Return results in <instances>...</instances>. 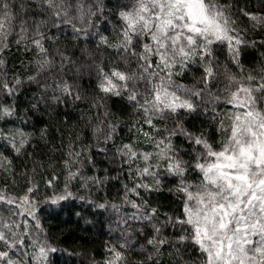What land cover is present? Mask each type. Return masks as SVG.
<instances>
[{
	"label": "trees",
	"instance_id": "trees-1",
	"mask_svg": "<svg viewBox=\"0 0 264 264\" xmlns=\"http://www.w3.org/2000/svg\"><path fill=\"white\" fill-rule=\"evenodd\" d=\"M8 2L14 20L7 37H0V82L15 90L12 95L0 90V231L22 243L9 248L0 241V251L8 252L13 264H109L115 259L110 250L122 254L119 264H203L197 245L180 242L186 226L173 223L184 215L180 188L195 191L203 183L195 168L203 149L183 133L221 149L236 111L226 103V89L236 87L229 78L243 83L249 75L264 77V0H215L246 43L239 45L236 60L226 43L210 45L215 79L207 89L199 61L174 75V85L183 86L181 95L194 110L151 114V126L150 113L140 107L151 99V84L139 59L143 44L151 41L133 35L130 50L124 48V16L138 9L139 0ZM116 71L135 78L119 81L112 75ZM106 78L120 95L102 90ZM132 89L139 103L128 99ZM193 89L204 90L196 96ZM259 107L264 109V102ZM177 125L180 134L169 136ZM165 137L174 159L184 163L182 176L158 155L156 142ZM124 145L137 156L123 155ZM145 167L151 175L143 174ZM59 196L67 198L53 203ZM41 247L56 251L45 258Z\"/></svg>",
	"mask_w": 264,
	"mask_h": 264
},
{
	"label": "snow or ice",
	"instance_id": "snow-or-ice-1",
	"mask_svg": "<svg viewBox=\"0 0 264 264\" xmlns=\"http://www.w3.org/2000/svg\"><path fill=\"white\" fill-rule=\"evenodd\" d=\"M48 2L51 4L52 0ZM245 15L260 22L256 16L248 13ZM124 18L127 22V30L124 32L126 51L130 50L133 35L148 37L151 41L143 44V53L139 54V59L143 62L141 67L147 74L144 79L151 84V99L140 103L145 113H150L146 120L150 126L151 114L165 111L175 113L178 109L194 110L191 101L181 95L183 86L174 85V75L180 74L189 63L199 61L204 65L202 82L204 89H207L215 79L210 45L226 43L236 60L239 45L246 43L226 9L219 7L215 0H139L138 9L126 14ZM13 20L10 3L8 0H0V37H7L12 30ZM35 44L41 52L44 51L39 40ZM132 55L138 54L132 52ZM151 57H155L157 63L153 64ZM205 57L209 59L206 60ZM2 65L3 61L0 60V66ZM112 75L119 81L135 78L119 71ZM229 79L236 87L226 89V103L236 111L229 118L230 126L224 129L228 135L221 149L215 150L203 137L183 133L194 145L203 149L195 163V168L202 174L203 183L195 191L191 186L180 188L185 195L184 215L182 218L177 217L173 223L186 226L183 230L187 235H182L180 242L190 239L197 245L204 257L203 264H264V109L259 107L264 102V77L257 80L255 76L249 75L243 83ZM123 87L125 91L128 90L127 84ZM101 88L106 93L121 94L110 78H106ZM204 89H193L192 95L200 96ZM0 90L12 95L15 89L3 81L0 82ZM128 99L139 103L135 89L129 92ZM5 114L11 115V112L5 110ZM181 131V126L177 125L168 135H177ZM144 135L148 136V133ZM166 139L167 137L156 142L160 149L158 155L170 161V172L182 176L184 163L178 158L174 159L175 154L170 142L165 143ZM161 145L164 147L160 148ZM124 148L127 151L123 155L130 158L137 156L131 145H124ZM143 158L148 161L149 155L144 154ZM143 174H152L149 167L143 169ZM139 187L148 186L137 184L136 188ZM131 191L135 192V188ZM66 198L67 196H59L52 202ZM27 201L26 196L24 202ZM6 202L14 203L12 200ZM132 206L137 207L135 203ZM152 214H155V209ZM9 231L11 232L10 227ZM156 231L159 232V228ZM12 235L15 236V233ZM0 241L9 248L22 243L12 240L3 231H0ZM165 242L159 241L160 244ZM148 243L152 244L154 241L149 240ZM48 251L54 252L56 249L41 247V256L46 258ZM110 251H113L115 259L110 260L109 264H119L122 254ZM0 261L13 264L6 251H0Z\"/></svg>",
	"mask_w": 264,
	"mask_h": 264
},
{
	"label": "rangeland",
	"instance_id": "rangeland-1",
	"mask_svg": "<svg viewBox=\"0 0 264 264\" xmlns=\"http://www.w3.org/2000/svg\"><path fill=\"white\" fill-rule=\"evenodd\" d=\"M16 202H18V206H20L22 208V210L24 211L25 210V206L23 205L22 201L21 200H16ZM19 203H20V205H19Z\"/></svg>",
	"mask_w": 264,
	"mask_h": 264
}]
</instances>
